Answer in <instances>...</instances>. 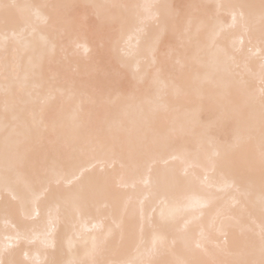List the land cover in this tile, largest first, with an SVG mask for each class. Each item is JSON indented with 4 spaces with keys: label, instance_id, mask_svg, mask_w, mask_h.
Here are the masks:
<instances>
[{
    "label": "bare ground",
    "instance_id": "1",
    "mask_svg": "<svg viewBox=\"0 0 264 264\" xmlns=\"http://www.w3.org/2000/svg\"><path fill=\"white\" fill-rule=\"evenodd\" d=\"M262 98L264 0H0V260L258 262Z\"/></svg>",
    "mask_w": 264,
    "mask_h": 264
},
{
    "label": "snow or ice",
    "instance_id": "2",
    "mask_svg": "<svg viewBox=\"0 0 264 264\" xmlns=\"http://www.w3.org/2000/svg\"><path fill=\"white\" fill-rule=\"evenodd\" d=\"M4 7L7 8L9 6L4 5ZM118 44H119V41L114 39L112 42L113 47L115 48ZM261 104H262V110H264V98H262ZM261 132H262V134H264V120H262ZM144 148L146 150H151L152 145L145 143ZM213 163H215V162H213ZM261 167H262V169H264V155H262V157H261ZM260 255H261V259L258 262L254 261V260H248V261L241 262V264H264V230H262V232H261ZM0 264H15V262L14 261L0 260Z\"/></svg>",
    "mask_w": 264,
    "mask_h": 264
}]
</instances>
